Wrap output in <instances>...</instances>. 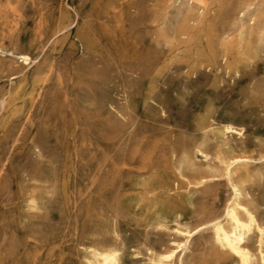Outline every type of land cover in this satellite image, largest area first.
<instances>
[{"label":"rangeland","instance_id":"374dc122","mask_svg":"<svg viewBox=\"0 0 264 264\" xmlns=\"http://www.w3.org/2000/svg\"><path fill=\"white\" fill-rule=\"evenodd\" d=\"M244 1L259 17L249 35L230 11L242 0H0V264H85L89 244L119 248L124 264L236 263L204 223L175 260L158 262L155 252L183 236L172 217L147 224L132 183L158 172L131 169L183 150L207 169L216 146H203L207 159L193 152L201 122L230 123L241 131L227 136L233 154L250 156L244 200L264 222V0ZM207 53L254 58L232 75L219 60L209 72ZM51 64L38 87L36 75ZM169 168L161 175L172 179ZM218 179L206 188V211L229 196ZM181 190L162 194V203ZM187 218L182 225L192 227Z\"/></svg>","mask_w":264,"mask_h":264},{"label":"bare ground","instance_id":"6f19581e","mask_svg":"<svg viewBox=\"0 0 264 264\" xmlns=\"http://www.w3.org/2000/svg\"><path fill=\"white\" fill-rule=\"evenodd\" d=\"M199 3L201 2L199 1ZM254 6L255 4L253 2H245L242 0L238 8L229 9L231 12L236 13L237 21L240 23L239 32L241 35L251 34L255 27L257 28L258 26L259 17L256 13L257 9L256 11L253 10ZM202 10L203 9H201L200 12H202ZM245 17H247L246 22L243 20ZM69 25L70 23L56 28L52 32L51 38L55 37L57 33L67 29ZM262 32L264 40V26ZM19 57L22 59L21 62L30 60V56L27 53H20ZM203 57L205 60L204 67L207 68L209 72L214 68H218L219 60L223 62L220 68H222L225 73L239 75L242 66L246 67V63L243 62L246 61L248 63L252 61L254 53H221L220 55L218 53H207ZM45 70L46 71H43L42 69L36 75L35 83H38V87L40 88H44L46 85V81L49 79L52 72V64L48 65ZM43 72L46 74L41 76ZM21 88L22 87L19 85L12 93V96L20 92ZM35 90L37 91V89ZM10 100L12 101V99ZM1 105L6 106L3 104V101ZM208 119L209 118H207V120ZM4 120H6V118ZM208 121L203 118L201 122V129H203L202 140L198 144H195L193 152H198L207 159V154L202 150L203 146H206L209 142L215 144L216 148L213 154V166L210 165L207 169L201 168L191 158L190 154L192 152L190 153V151L183 150L179 157H177L174 151L171 152V156H174V161L171 159V161L168 162L162 161L152 168L148 165H143L131 169V172L138 176L149 174L153 172L154 169L158 172L154 177L139 178V180H135L132 183L135 189L134 193L138 196L137 199L139 201H145L142 207L148 218L147 224L165 226V222L168 218L172 217V221L176 223L174 227L175 232L183 236L181 240H170L160 251L155 252L156 260L161 263L171 262L173 258L175 260L177 251H185V249H187L189 237L198 226L204 223L210 227L212 241L217 246L220 254L229 255L233 258L235 257V264H264V222L257 218L254 211L244 200V198L247 197L251 198L249 189H246L244 186V181L249 175L247 158H250V156L245 154H233L234 148L227 138L228 134L232 135V132L240 134L241 131L238 129L239 127L236 128L230 123H224L220 127L212 128L211 123L214 121L211 120V123ZM6 122L7 121H5V123ZM257 158H264V153ZM169 166H172V179L165 175H169ZM219 170H221V173L217 174L216 171ZM164 171L165 174L161 175ZM255 174L261 177L263 171L258 170ZM175 176L184 177L185 180L182 181ZM219 176L222 177L229 186V196L226 198L221 209L216 208L206 211L208 210L206 201L208 195L211 193V191H207L206 188L218 184ZM174 188H182V190L173 200L170 199L171 197H167V201L165 199L166 204L162 203L161 195H169L170 191L175 192L176 189ZM175 194L176 193H174V195ZM204 213H208V215L203 217L202 214ZM183 215L188 217L186 222L189 224L192 223V227H189L187 224H184V226L182 225L180 218ZM193 218L196 220L193 221ZM252 246H254V248ZM224 260V258H221L220 262L224 263ZM177 263L183 264V259L181 257L177 258ZM85 264H124V262L119 248L98 247L89 244L86 247Z\"/></svg>","mask_w":264,"mask_h":264}]
</instances>
